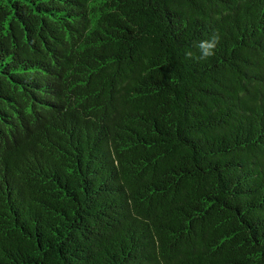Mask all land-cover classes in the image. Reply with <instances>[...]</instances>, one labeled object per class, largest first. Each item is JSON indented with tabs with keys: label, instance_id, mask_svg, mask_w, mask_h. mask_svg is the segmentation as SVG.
<instances>
[{
	"label": "trees",
	"instance_id": "1",
	"mask_svg": "<svg viewBox=\"0 0 264 264\" xmlns=\"http://www.w3.org/2000/svg\"><path fill=\"white\" fill-rule=\"evenodd\" d=\"M0 264H264V0H0Z\"/></svg>",
	"mask_w": 264,
	"mask_h": 264
}]
</instances>
